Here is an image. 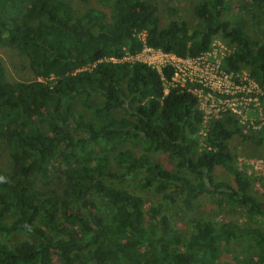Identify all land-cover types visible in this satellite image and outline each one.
Returning <instances> with one entry per match:
<instances>
[{
  "label": "trees",
  "instance_id": "trees-1",
  "mask_svg": "<svg viewBox=\"0 0 264 264\" xmlns=\"http://www.w3.org/2000/svg\"><path fill=\"white\" fill-rule=\"evenodd\" d=\"M75 1L0 0V48L25 55L36 75L7 79L0 55V264H222L237 247L236 264H264V196L231 146L237 136L264 146V131L216 120L212 148L201 149L191 92L165 93L151 66L106 59L139 51L142 31L148 45L193 57L221 36L235 45L226 69L245 68L264 88V38L248 30L245 15L263 22L264 0H243L242 15L229 0H196L193 25L166 0H97L104 8ZM164 74L171 79L173 69ZM58 166L61 194L45 183ZM217 167L233 181L217 179ZM149 189L157 204H146L141 192ZM204 196L249 221L215 224L200 210L192 232L173 229L172 216L194 212Z\"/></svg>",
  "mask_w": 264,
  "mask_h": 264
},
{
  "label": "built area",
  "instance_id": "built-area-1",
  "mask_svg": "<svg viewBox=\"0 0 264 264\" xmlns=\"http://www.w3.org/2000/svg\"><path fill=\"white\" fill-rule=\"evenodd\" d=\"M138 36L143 42L139 51L106 59L114 62H139L151 66L162 76L165 93L173 86L191 92L196 97L197 108L202 113L198 133L201 149L212 148L208 137L211 125L216 120L235 118L246 134L264 131V88L245 68L232 72L224 65L225 58L235 47L233 43L219 44L215 37L207 51L193 57L180 56L148 45L145 31L139 32ZM167 67L173 69L171 79L165 77L164 69ZM239 160L244 161L242 158ZM254 165L258 172H264L263 161L254 162Z\"/></svg>",
  "mask_w": 264,
  "mask_h": 264
},
{
  "label": "rangeland",
  "instance_id": "rangeland-1",
  "mask_svg": "<svg viewBox=\"0 0 264 264\" xmlns=\"http://www.w3.org/2000/svg\"><path fill=\"white\" fill-rule=\"evenodd\" d=\"M196 0H166V3L168 4L167 6L173 4L175 7V11H173V16H180L186 20L189 21L191 25L195 24L198 21V18L193 12V6L194 2ZM233 3L234 8H235V13L238 15L245 14V3H243V0H229ZM76 4L82 5V3L79 0L75 1ZM88 5H93L96 7L104 8L103 5L98 2L97 0H90L88 2ZM260 14L263 15L262 11H259ZM250 18V25L248 27V30L254 35H258L260 38H264V18L263 22H255V18L251 14H245ZM167 16H171L169 12L165 9L164 11V17L166 18ZM215 41H218L219 44H224L227 43L230 45L229 42L224 40L221 36H216ZM225 45V44H224ZM218 46V43H217ZM0 55L4 59V63L6 66V76L7 79L11 81L15 80H24V81H30L36 78V75L34 74L33 70L30 67V63L28 58L25 55H21L17 50L15 49H6V48H0ZM54 79L53 77L50 78ZM129 147L133 146L134 149L140 150V145L135 146L132 141L128 143ZM231 146L235 149L238 150V160H237V165L241 169L247 168L249 173L255 174V181H254V190L256 191L255 193L257 196L261 197L264 196V172H258L257 169L254 167V162H261L263 161L264 163V146H256V145H246L240 137H234L231 140ZM114 152H112L113 155ZM7 156V155H6ZM153 157L160 161L162 164L165 165L167 168H172L174 166V163L170 161V157L168 154L164 153H157L154 154ZM239 158L244 159V161H240ZM246 161V162H245ZM65 168L64 167H55V173L53 174L52 177H49V179L45 183L47 184V188L56 190L58 193H62L63 188H64V177L63 175ZM142 174V172H141ZM139 175L131 178L128 182H126V185L129 182H135L137 180V177ZM215 176L217 179H223L228 182H232L233 179L230 176L229 173H227L222 167H217L215 170ZM263 177V178H262ZM143 197L145 198V202L147 203H154L157 204L159 201L158 195L154 193L152 189H149L146 192H141ZM202 210L205 213V216L207 219H210L213 223L215 224H221L229 219H237L239 220H244L243 222L246 223L249 221L248 216L245 214V211L243 210L242 212L238 211L236 213H229V209L226 208L223 211L219 210L218 207L211 202V199L209 196H204L202 197V203L200 202V208L198 207L197 210L194 212L191 211H179L173 213H176L174 216L171 218V227L173 229H179L180 231L189 233L194 230V223L192 222L191 218L194 215H198ZM169 212H172L171 210ZM261 224L263 225L264 228V218L261 221ZM238 246V245H237ZM240 249L235 248V252L238 253ZM241 252V251H240ZM234 252H225L223 256H221V263L222 264H236L237 261V255ZM243 258L242 256H238V259ZM60 264V263H57ZM92 264V263H89Z\"/></svg>",
  "mask_w": 264,
  "mask_h": 264
}]
</instances>
